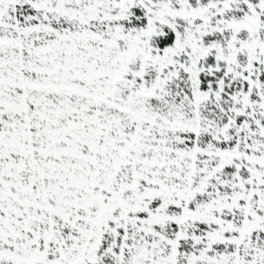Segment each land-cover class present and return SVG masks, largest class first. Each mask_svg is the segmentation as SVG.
Listing matches in <instances>:
<instances>
[{
	"label": "snow or ice",
	"instance_id": "snow-or-ice-1",
	"mask_svg": "<svg viewBox=\"0 0 264 264\" xmlns=\"http://www.w3.org/2000/svg\"><path fill=\"white\" fill-rule=\"evenodd\" d=\"M0 264H264V0H0Z\"/></svg>",
	"mask_w": 264,
	"mask_h": 264
}]
</instances>
